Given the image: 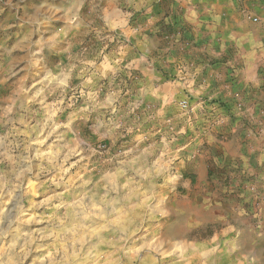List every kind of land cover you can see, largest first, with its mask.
Segmentation results:
<instances>
[{"label": "rangeland", "instance_id": "374dc122", "mask_svg": "<svg viewBox=\"0 0 264 264\" xmlns=\"http://www.w3.org/2000/svg\"><path fill=\"white\" fill-rule=\"evenodd\" d=\"M149 1L0 0V264H264V75L248 95L225 57L233 97L123 112L142 72L104 63ZM236 2L264 39V0Z\"/></svg>", "mask_w": 264, "mask_h": 264}, {"label": "crops", "instance_id": "0c3cea01", "mask_svg": "<svg viewBox=\"0 0 264 264\" xmlns=\"http://www.w3.org/2000/svg\"><path fill=\"white\" fill-rule=\"evenodd\" d=\"M148 3L150 9L139 16V21L144 24L141 29L151 33H137L134 38L139 46L131 49L119 46L110 52L116 60L111 58L104 63L105 70L111 75L126 66L142 72L141 78L129 84V89L117 91L119 107L125 104L126 109H121L123 112L129 113V109L135 108L144 111L145 104L149 103L166 107L168 95L161 94L166 85L169 86V97L173 95L170 97L173 103L180 99L183 89L191 90L197 96L209 91L221 99L233 97L237 84L228 81L230 97L223 90L220 67L225 57V70L233 76L232 67H235L234 75L243 81L248 95L260 84L264 75V39L254 36L253 27L246 21L239 25L232 9L236 0H151ZM160 39L161 47L158 46ZM153 71L162 76L163 72L169 71L183 80L172 86L166 79L158 84L148 78ZM123 86L119 85V88ZM255 144L248 160L264 166V137L261 139L260 136V141ZM258 180L264 188V172Z\"/></svg>", "mask_w": 264, "mask_h": 264}]
</instances>
